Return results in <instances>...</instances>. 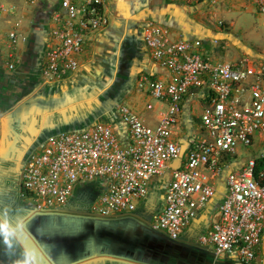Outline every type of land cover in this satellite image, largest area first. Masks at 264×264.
<instances>
[{"label":"built area","instance_id":"1","mask_svg":"<svg viewBox=\"0 0 264 264\" xmlns=\"http://www.w3.org/2000/svg\"><path fill=\"white\" fill-rule=\"evenodd\" d=\"M24 1L44 13L40 78H70L108 27L105 0ZM247 1L264 13V0ZM14 12L0 5V18ZM145 26L154 71L136 81L141 107L119 103L113 122L46 135L24 161L18 197L34 212L79 204L100 219L136 215L170 242L252 264L264 235V60L223 59L216 34L173 37ZM8 38L14 46L18 34ZM15 63L12 53L7 69ZM157 184L160 206L148 218Z\"/></svg>","mask_w":264,"mask_h":264},{"label":"rangeland","instance_id":"2","mask_svg":"<svg viewBox=\"0 0 264 264\" xmlns=\"http://www.w3.org/2000/svg\"><path fill=\"white\" fill-rule=\"evenodd\" d=\"M166 1L167 3L159 7L153 6L152 0H105L109 16L108 27L99 33L92 45L86 46L80 68L73 76L58 83H47L39 76L42 58H34L26 60L21 68L23 74L19 91L10 93L2 86L0 209H5L7 214L24 209L25 206L17 194L20 164L46 135L95 122H113L119 103H131L141 107L142 97L135 91L136 81L141 75L154 71V65L143 45L144 28L148 21L166 28L173 37L218 35L221 45L224 46L220 51L223 59L249 57L264 60V13L254 9L249 1ZM177 31L185 34L177 36L174 34ZM17 99L21 100V107L10 109ZM194 112L198 113V110L194 109ZM188 118L190 119L187 117V120ZM162 186L155 185L147 200L148 218L160 206ZM107 220L112 219L105 221ZM108 221L105 225L85 220L80 231L81 241L90 245L95 234L106 235L107 229H112L116 234L120 229L121 233L110 235V238L115 240L117 251H123V256L109 257H127L145 264H173L170 261H159L152 252V243L164 245L167 240L164 234H156L146 229L149 234L146 239L150 240L149 245H146L143 243L141 231L125 229L126 226L118 220H113L115 224L111 222V225ZM66 231L69 229L62 233ZM108 239L99 238L97 241L102 245ZM63 240L65 239L58 242L62 243ZM81 241L77 242L78 247L75 249L81 246ZM1 242L0 240V250L1 247L5 248L1 246ZM168 242L177 244L174 247L167 243L172 251H181V264H241L230 256L215 258L204 254L186 241ZM84 255L82 251H76L63 257L65 261H56L55 264H70ZM116 263L119 262L109 260L108 264ZM252 264H264V235L258 257Z\"/></svg>","mask_w":264,"mask_h":264},{"label":"flooded vegetation","instance_id":"3","mask_svg":"<svg viewBox=\"0 0 264 264\" xmlns=\"http://www.w3.org/2000/svg\"><path fill=\"white\" fill-rule=\"evenodd\" d=\"M24 161L25 158L22 159L19 170L22 168ZM19 210L20 212H18ZM19 210H15L10 213L8 212V214L6 212V215H0V220L7 219L10 227L12 228H17L18 223L24 220L25 227L31 233V236L26 237L24 235H21L19 233V230H17V237L13 238L12 249H7L1 242V246H4L5 248L3 249L1 247L0 250V264H12V260L22 259L24 245L32 247L36 244H39L47 253V256L50 258L47 264H55L56 261H65L63 260V257H66L70 253L76 251H82L83 253H85V255L80 260L74 261L70 264L79 261H84V264H108L109 260L104 259V257H109L111 255L123 256V251L121 250L123 247H121L120 249L121 252H118L116 247L117 245L115 246V240L113 241V239L110 238V235L121 233L120 229L118 230V232H116V234L113 233L112 229H107L108 232L106 235L104 233L100 235L95 234L90 240L92 243L90 245L92 246L86 244V242L84 241H81L82 238L80 237V231L82 230V223L85 220H93L97 223L105 225L108 221H105L106 219L104 220L92 216L88 212L87 208L82 205L74 204L63 209L46 212H34L33 210L26 207ZM30 213L35 214V219H29ZM113 220L120 221L126 226L125 229H137L141 231L140 234H142L144 237L149 236L147 232V230L149 229L146 227L145 222H143L136 215H126L116 219H112L111 221H108V224L111 225V222L115 224ZM66 229H69V231L62 233V231ZM99 238H109V241L103 243L102 245H99L97 241ZM61 239L68 240L69 242H65V240H63L62 243L58 242V240ZM0 240L2 241V237H0ZM78 241H81V246L75 249V247H78L76 246ZM100 256H102L103 258H100Z\"/></svg>","mask_w":264,"mask_h":264},{"label":"crops","instance_id":"4","mask_svg":"<svg viewBox=\"0 0 264 264\" xmlns=\"http://www.w3.org/2000/svg\"><path fill=\"white\" fill-rule=\"evenodd\" d=\"M152 2H154L153 6L159 7L167 3L166 0H152ZM1 4L13 5L15 12L9 17L0 18V95L4 86L10 93H16V90L19 91L22 82L21 75L23 73L21 68H23V64L26 63V60L42 58L44 42L42 30L37 29L44 17L42 10L27 5L24 0H0ZM12 30H15L18 34L14 46L11 45L8 38V32ZM174 34L183 36L185 33L177 31ZM12 53L15 56L16 63L14 70L10 71L6 65ZM20 104L21 100L17 99L10 109L21 107ZM193 226H196V222L192 225V228Z\"/></svg>","mask_w":264,"mask_h":264},{"label":"clouds","instance_id":"5","mask_svg":"<svg viewBox=\"0 0 264 264\" xmlns=\"http://www.w3.org/2000/svg\"><path fill=\"white\" fill-rule=\"evenodd\" d=\"M5 212V209H0V215H4ZM29 219H35V214L30 213ZM17 230L21 235L31 236V233L25 227L24 220L18 223L17 228L10 227L7 219L0 220V237H2V243L7 249L13 248V238L17 237ZM49 259L47 253L39 244L32 247L24 245L23 258L12 260V264H47Z\"/></svg>","mask_w":264,"mask_h":264},{"label":"trees","instance_id":"6","mask_svg":"<svg viewBox=\"0 0 264 264\" xmlns=\"http://www.w3.org/2000/svg\"><path fill=\"white\" fill-rule=\"evenodd\" d=\"M184 38H192V37H184ZM142 237H143V243H145L146 245H149L150 240H147L146 237H144L143 235H142ZM167 243H169L168 240H165V242L163 243L164 245H158L155 243L151 244L152 249H153L152 252L156 254V255H154L156 257H154V258H157L161 262L170 261V263H173V264H181L182 263L181 262L182 258H180L181 257V254H180L181 251L179 253H176L170 249V246L175 247V246H177V244L169 243L170 246H168ZM153 263H155V262H153ZM116 264H120V263H116Z\"/></svg>","mask_w":264,"mask_h":264},{"label":"water","instance_id":"7","mask_svg":"<svg viewBox=\"0 0 264 264\" xmlns=\"http://www.w3.org/2000/svg\"><path fill=\"white\" fill-rule=\"evenodd\" d=\"M179 163V160H175L172 162V167H177ZM100 258H103L102 256H100ZM104 259H107V260H113V261H116V262H119V263H124V264H145L143 262H138V261H135L134 259H129L127 257H104ZM82 262L84 261H79V262H76V263H73V264H81Z\"/></svg>","mask_w":264,"mask_h":264}]
</instances>
